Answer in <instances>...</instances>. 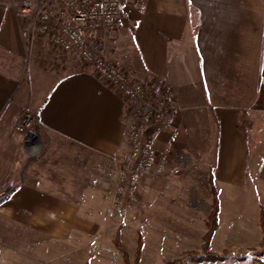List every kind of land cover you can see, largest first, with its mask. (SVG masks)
<instances>
[{
	"label": "crops",
	"instance_id": "crops-1",
	"mask_svg": "<svg viewBox=\"0 0 264 264\" xmlns=\"http://www.w3.org/2000/svg\"><path fill=\"white\" fill-rule=\"evenodd\" d=\"M123 1L113 34L97 30L89 43L133 82L166 78L180 108L158 141L172 147L169 169L145 176L139 195L145 185L164 184L182 162L210 163L205 171L220 210L209 250L228 255L197 264H264V154L251 167L247 139L264 112V0ZM22 24L11 2L0 0V195L11 190L24 206L60 211L35 221L37 231L56 241L134 229L144 242L141 264H167L201 249L206 217H186V203L176 216L149 215L116 227L109 217L114 155L126 148L128 101L80 63L76 51H62L46 36L30 44ZM26 108L35 115L30 139L15 127ZM243 114L246 135L238 127ZM10 177L17 178L12 188ZM164 206L152 204L151 215Z\"/></svg>",
	"mask_w": 264,
	"mask_h": 264
},
{
	"label": "built area",
	"instance_id": "built-area-1",
	"mask_svg": "<svg viewBox=\"0 0 264 264\" xmlns=\"http://www.w3.org/2000/svg\"><path fill=\"white\" fill-rule=\"evenodd\" d=\"M23 22L21 35L30 44L38 36L62 51H76L79 61L113 86L128 101L125 116L126 148L118 155L112 207L124 222L131 218L133 201L142 179L162 175L169 169L172 147L158 145L162 132L177 122L180 108L173 85L164 77L133 82L128 73L106 62L88 35L102 30L114 32L124 4L122 0H9ZM34 117L29 110L17 121L30 139Z\"/></svg>",
	"mask_w": 264,
	"mask_h": 264
},
{
	"label": "rangeland",
	"instance_id": "rangeland-1",
	"mask_svg": "<svg viewBox=\"0 0 264 264\" xmlns=\"http://www.w3.org/2000/svg\"><path fill=\"white\" fill-rule=\"evenodd\" d=\"M27 110L33 114L35 119L33 111L29 108H26L20 117ZM20 117L17 121L20 120ZM256 119L255 129L250 130L247 137L251 167L256 165V157L264 154V112L257 113ZM15 127L20 131L17 125ZM117 155H114L116 165H118ZM180 164L181 170L179 169L176 174L171 176L167 175L164 184L159 183L155 188L151 189H146V185L143 187L140 195L138 194L134 199L131 218H127L126 222L120 218L117 210L111 206L109 217L114 221L116 227L123 226L125 228L130 225L132 219L146 218L149 215L159 217L166 216L167 213L171 216L174 213L176 216L180 213V207L184 203L187 204L186 217L204 219L207 216L211 197L210 187L212 180L211 176H208L205 171L210 163L189 160ZM166 173L158 176H164ZM8 180L11 188L16 186V177H10ZM11 180L15 182L11 183ZM248 181L255 186L259 184L254 182L255 179L252 177H249ZM10 187L8 189H11ZM113 195L114 192L112 198ZM18 197L19 195L11 192V190L0 195V264H125L122 252L114 242L115 233L111 231L113 227L111 229L109 227V232L102 237L98 233L94 235L93 233H88L83 238L79 237L76 239L74 237L73 241H66V238L56 241L53 238L51 239L48 233L37 231L39 227L35 221L40 218L55 219L59 217L60 211H54L51 215H48V210H37L39 205L34 202H25L24 206V202L19 203ZM156 203L158 207L161 204L165 205L166 209L162 211V208H156V211L153 212L154 214L151 215L152 210L150 207ZM188 205L193 206L194 209L189 210ZM91 213L93 212L91 211ZM42 229L47 230L49 227H42ZM129 229L128 231L125 230L120 238L128 248L130 259L133 261L137 235H135L134 229L132 231H129ZM196 250L201 251V249ZM183 252L178 257L168 260L167 264L181 257ZM142 255L143 247L141 249ZM140 260L141 257L139 264H141ZM192 263L190 260H186L183 264Z\"/></svg>",
	"mask_w": 264,
	"mask_h": 264
},
{
	"label": "trees",
	"instance_id": "trees-1",
	"mask_svg": "<svg viewBox=\"0 0 264 264\" xmlns=\"http://www.w3.org/2000/svg\"><path fill=\"white\" fill-rule=\"evenodd\" d=\"M238 127L246 135L247 129L250 127L249 119L246 114H243L238 122ZM212 184L210 187V207L206 216V227L207 231L203 235V244L201 245V251L196 249H190L183 252V255L178 259L171 261L169 264H183L186 260L193 262L192 264L201 263L204 261H218L223 260L227 257L228 251H223L222 253H215L209 250L210 242L214 231L219 227V198L218 193L213 185V178L211 177ZM114 242L117 248L122 252L123 261L125 264H139V259L141 257V249L143 247V239L139 237L137 239V245L135 250V256L133 261L130 259L129 250L126 245L122 242L120 235L117 234L114 238Z\"/></svg>",
	"mask_w": 264,
	"mask_h": 264
}]
</instances>
